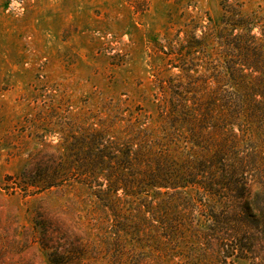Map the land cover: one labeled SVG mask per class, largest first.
Returning a JSON list of instances; mask_svg holds the SVG:
<instances>
[{
	"label": "rangeland",
	"instance_id": "374dc122",
	"mask_svg": "<svg viewBox=\"0 0 264 264\" xmlns=\"http://www.w3.org/2000/svg\"><path fill=\"white\" fill-rule=\"evenodd\" d=\"M232 2L264 23V0H0V264H53L59 253L66 264H255L224 262L194 187L151 192L156 216L176 213L174 229L140 220L127 234L79 174L49 188L37 178L61 158L73 166L67 141L91 121L133 113L162 134L158 84L179 70L161 48L219 22Z\"/></svg>",
	"mask_w": 264,
	"mask_h": 264
},
{
	"label": "trees",
	"instance_id": "16d2710c",
	"mask_svg": "<svg viewBox=\"0 0 264 264\" xmlns=\"http://www.w3.org/2000/svg\"><path fill=\"white\" fill-rule=\"evenodd\" d=\"M223 9L219 22L210 16L184 40L177 34L161 48L179 70L158 84L162 134L133 113L102 118L100 128L91 121L81 139L67 141L73 166L61 158L38 167L37 178L49 188L79 174L82 187L116 218L112 225L127 234L149 220L174 229L176 213L156 216L151 192L174 198L194 187L206 212L203 225L224 262L239 257L264 264V23L240 2ZM54 257L53 264H66L70 254Z\"/></svg>",
	"mask_w": 264,
	"mask_h": 264
}]
</instances>
